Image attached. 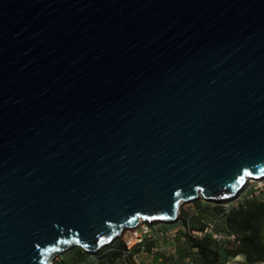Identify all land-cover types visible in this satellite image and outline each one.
I'll list each match as a JSON object with an SVG mask.
<instances>
[{
  "label": "water",
  "instance_id": "water-1",
  "mask_svg": "<svg viewBox=\"0 0 264 264\" xmlns=\"http://www.w3.org/2000/svg\"><path fill=\"white\" fill-rule=\"evenodd\" d=\"M264 177V0H0V264L94 253Z\"/></svg>",
  "mask_w": 264,
  "mask_h": 264
},
{
  "label": "rangeland",
  "instance_id": "rangeland-1",
  "mask_svg": "<svg viewBox=\"0 0 264 264\" xmlns=\"http://www.w3.org/2000/svg\"><path fill=\"white\" fill-rule=\"evenodd\" d=\"M234 198L217 201L207 200L200 195L193 200L184 201L180 205L181 216L175 220L179 221L180 228L174 231L173 236L170 238L162 239V243L165 244V246L159 244V249L151 255L145 251L136 255L131 254L132 261L134 264H145L146 259L150 256L152 260L148 262L149 264H157L160 260L169 261L172 264H186L190 259L196 264H201L200 255L195 254L192 250L190 239V235L192 234L189 233L188 228L200 230L205 225L211 223L213 224L212 231L221 233L227 232L224 223V215L219 213L218 209L221 206H230ZM168 223L167 226H172V222ZM182 223L184 227L181 226ZM208 237L212 238L214 243L219 246L221 257L223 256L226 245L232 244V240L227 237H213L210 235H208ZM115 245L116 243H109L101 246L99 249L103 251L102 258L93 256L90 252L75 245L55 256L52 260V264H130L126 258V254L130 253L122 252L118 255L110 256L109 251L111 247ZM78 251L83 253L82 256L84 259L81 257V254H77Z\"/></svg>",
  "mask_w": 264,
  "mask_h": 264
},
{
  "label": "trees",
  "instance_id": "trees-1",
  "mask_svg": "<svg viewBox=\"0 0 264 264\" xmlns=\"http://www.w3.org/2000/svg\"><path fill=\"white\" fill-rule=\"evenodd\" d=\"M218 212L224 215L227 231L235 233L239 238L237 245L224 249L225 254L235 255L242 252L246 258L245 264L264 260V197L245 198L235 206L219 207ZM190 239L192 246L198 249L201 264H223L220 260L219 246L212 238L208 235L202 237L190 235ZM109 243H116L111 250L109 249L110 256L122 253L125 248L121 236H117ZM126 258L130 264H134L131 253L126 254Z\"/></svg>",
  "mask_w": 264,
  "mask_h": 264
},
{
  "label": "built area",
  "instance_id": "built-area-1",
  "mask_svg": "<svg viewBox=\"0 0 264 264\" xmlns=\"http://www.w3.org/2000/svg\"><path fill=\"white\" fill-rule=\"evenodd\" d=\"M252 197H264V177L253 178L249 177L246 179V182L241 189V191L235 196L230 206H235L239 201H242L245 198ZM181 216V210L179 209L178 217ZM168 222H163L160 220L149 221L141 219L138 224L134 227L124 228L119 236H121L122 241L124 242L125 248L123 252L131 253L136 255L138 253L146 252L149 255L155 253L159 249L158 245L162 246L165 244L162 243V239H168L173 236L174 231L180 228L178 221L172 222V226H167ZM174 224V225H173ZM181 226L184 227L182 223ZM213 224L209 223L202 227L200 230L189 229V233L193 236L202 237L204 235H210L213 237H227L232 240V244L226 245L227 248H232L239 242V238L235 233L232 232H215L212 231ZM197 234V235H196ZM192 250L197 253L198 249L196 246H192ZM152 258L150 256L146 259L145 264H149ZM157 264H172L169 261L160 260ZM186 264H196L192 259L187 261Z\"/></svg>",
  "mask_w": 264,
  "mask_h": 264
},
{
  "label": "crops",
  "instance_id": "crops-1",
  "mask_svg": "<svg viewBox=\"0 0 264 264\" xmlns=\"http://www.w3.org/2000/svg\"><path fill=\"white\" fill-rule=\"evenodd\" d=\"M77 254H81V257H83L82 256L83 253H80L78 251ZM91 254L93 256H97V257L102 258L103 251L97 250L96 252L91 253ZM195 254H197V253H195ZM83 259H84V257H83ZM220 260L223 262V264H245L246 263L245 255L242 252H239L235 255L225 254V252H223V256L222 257L220 256ZM251 264H264V260H255V261H252Z\"/></svg>",
  "mask_w": 264,
  "mask_h": 264
}]
</instances>
